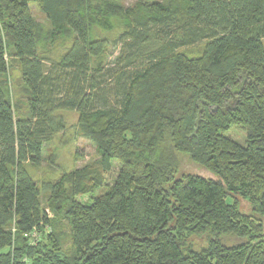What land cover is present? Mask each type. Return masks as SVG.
Instances as JSON below:
<instances>
[{
    "label": "trees",
    "instance_id": "trees-1",
    "mask_svg": "<svg viewBox=\"0 0 264 264\" xmlns=\"http://www.w3.org/2000/svg\"><path fill=\"white\" fill-rule=\"evenodd\" d=\"M263 40L264 0H0V264H264L262 225L227 201L264 216ZM198 43V55L182 50ZM61 110L78 114L98 157L44 182L43 204L25 165L66 129ZM183 155L216 178L180 174ZM113 161L112 184L78 201Z\"/></svg>",
    "mask_w": 264,
    "mask_h": 264
},
{
    "label": "rangeland",
    "instance_id": "rangeland-1",
    "mask_svg": "<svg viewBox=\"0 0 264 264\" xmlns=\"http://www.w3.org/2000/svg\"><path fill=\"white\" fill-rule=\"evenodd\" d=\"M136 0H119V2L124 6L132 5ZM30 12L33 19L42 24L46 25L47 20L45 15L40 11L38 6L35 3H30ZM117 33V29L112 31H103L97 28H93L91 34L94 37H104L108 42H112ZM264 43V40H263ZM69 41H63L56 43L51 52V56H59L67 47ZM203 43H198L192 47H185L182 50L190 55H198L202 49ZM118 48L114 45H109L106 54L107 60L111 61L114 56H116ZM10 61L9 72H8V86L9 89V99L11 100L12 105H14L16 114H23L24 111V100L25 96L22 93V86H20V72L17 69L16 63L8 58ZM20 105H19V104ZM57 114L61 116L66 122V129L62 133H58L53 136V138L47 142L43 147L41 163L38 166H33L31 164H26L25 167L30 176L36 181L38 188L40 190V200L41 203L46 201V190L43 189L42 184L46 181H53L60 177L63 172H69L75 168L81 167L86 163H89L95 160L98 156L95 151L94 145L86 138L82 137L78 126V114L75 111L61 110ZM226 136L230 139L244 144L246 135L242 129L238 126H231L226 132ZM119 164L117 161H113V166L110 171L102 174L103 186L95 188L93 192L78 195L77 200L80 202H90L93 197L98 196L102 193L107 186L111 185L114 181ZM180 174L184 173H194L204 176H212L216 178L211 172H208L204 168L196 165L186 156L180 157ZM233 199L237 202L240 211L244 214L252 216L253 222L256 224L260 223L263 227L264 232V216L254 215L251 213L250 203L242 198L239 195L228 196V202H234ZM65 224V223H64ZM64 237L62 238V243H65L64 246L67 247V234L68 228L64 226L63 228ZM190 242H194L195 245H202L205 243L203 237H191L189 238ZM67 242V244H66ZM233 241H229L232 243Z\"/></svg>",
    "mask_w": 264,
    "mask_h": 264
}]
</instances>
